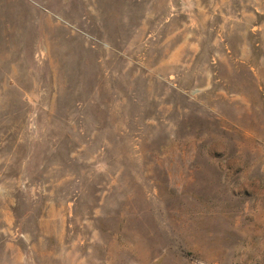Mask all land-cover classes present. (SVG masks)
Masks as SVG:
<instances>
[{"label": "rangeland", "instance_id": "obj_1", "mask_svg": "<svg viewBox=\"0 0 264 264\" xmlns=\"http://www.w3.org/2000/svg\"><path fill=\"white\" fill-rule=\"evenodd\" d=\"M0 264H264V0H0Z\"/></svg>", "mask_w": 264, "mask_h": 264}]
</instances>
